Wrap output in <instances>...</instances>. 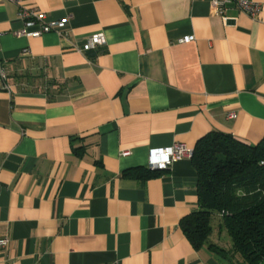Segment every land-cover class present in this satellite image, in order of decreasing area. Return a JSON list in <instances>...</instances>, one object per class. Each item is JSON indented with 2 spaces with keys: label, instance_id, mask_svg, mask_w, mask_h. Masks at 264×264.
Here are the masks:
<instances>
[{
  "label": "crops",
  "instance_id": "0c3cea01",
  "mask_svg": "<svg viewBox=\"0 0 264 264\" xmlns=\"http://www.w3.org/2000/svg\"><path fill=\"white\" fill-rule=\"evenodd\" d=\"M210 1L21 0L70 16L36 37L0 2V264H226L181 228L192 161L139 171L211 131L264 138V0L258 19ZM94 33L106 43L78 51Z\"/></svg>",
  "mask_w": 264,
  "mask_h": 264
},
{
  "label": "trees",
  "instance_id": "16d2710c",
  "mask_svg": "<svg viewBox=\"0 0 264 264\" xmlns=\"http://www.w3.org/2000/svg\"><path fill=\"white\" fill-rule=\"evenodd\" d=\"M190 160L197 207L181 228L191 245L206 246L226 264H264V138L251 145L211 131L198 139Z\"/></svg>",
  "mask_w": 264,
  "mask_h": 264
},
{
  "label": "built area",
  "instance_id": "2783aa9c",
  "mask_svg": "<svg viewBox=\"0 0 264 264\" xmlns=\"http://www.w3.org/2000/svg\"><path fill=\"white\" fill-rule=\"evenodd\" d=\"M10 2L18 5L17 16L23 21L24 27L20 30L13 31L16 36H40L43 33L55 31L59 32L65 25V21L70 18L68 16L64 20L47 21L43 12L35 8L20 6L21 0H0V2ZM233 5L235 8L246 13L252 19H258L261 4L256 0H211L210 7L212 13L216 15H224L229 7ZM192 36H186L182 39L183 42L191 40ZM106 43L102 33H94L90 35L81 47H76L78 51L94 50ZM23 53H28V49H23ZM0 76L5 78L6 73L0 64ZM227 117L234 119L236 113L229 112ZM124 151L122 155H126ZM193 149L186 147L180 143H174L169 146L156 147L149 150L147 168L150 171H163L168 169L174 162L180 159H191ZM8 240L0 238V250L6 248Z\"/></svg>",
  "mask_w": 264,
  "mask_h": 264
},
{
  "label": "rangeland",
  "instance_id": "374dc122",
  "mask_svg": "<svg viewBox=\"0 0 264 264\" xmlns=\"http://www.w3.org/2000/svg\"><path fill=\"white\" fill-rule=\"evenodd\" d=\"M228 237V236H227ZM229 239V238H228Z\"/></svg>",
  "mask_w": 264,
  "mask_h": 264
}]
</instances>
